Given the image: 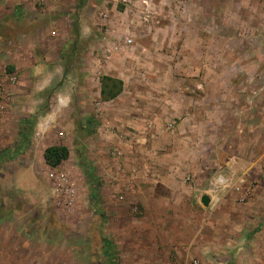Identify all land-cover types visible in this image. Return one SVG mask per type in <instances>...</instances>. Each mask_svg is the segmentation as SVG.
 Here are the masks:
<instances>
[{
  "label": "rangeland",
  "instance_id": "obj_1",
  "mask_svg": "<svg viewBox=\"0 0 264 264\" xmlns=\"http://www.w3.org/2000/svg\"><path fill=\"white\" fill-rule=\"evenodd\" d=\"M235 2L234 46L241 50L234 60L244 64L258 54L249 46L263 48L256 34H264V23H248V2ZM36 6L43 27L53 22L75 35L73 46L59 39L62 79L72 83L57 120L69 149L60 165L66 179L55 180L54 194L26 197L16 188L29 185L25 164L12 165L8 147L0 146V264H105V238L115 264H166L168 249L174 264L170 236L176 244L201 236L209 250L224 248L222 264H264V79L235 69L228 102L211 101L218 61L213 42L198 31L215 29L218 7L210 0ZM104 75L122 82L107 101ZM34 187L42 194L46 185ZM200 194L209 195L208 206ZM240 228L246 236L234 249ZM210 254L193 257L212 264Z\"/></svg>",
  "mask_w": 264,
  "mask_h": 264
},
{
  "label": "crops",
  "instance_id": "obj_2",
  "mask_svg": "<svg viewBox=\"0 0 264 264\" xmlns=\"http://www.w3.org/2000/svg\"><path fill=\"white\" fill-rule=\"evenodd\" d=\"M235 1L210 0V5L215 4L218 7L215 12L217 16H214L210 21L215 29L198 31L199 36L210 38L213 42V59L218 62L214 63L216 68H213V78H211V85L214 89L211 101L217 103L228 102L230 98L228 87L232 84L229 77L233 76L232 72L235 69L239 72L249 71L254 74L253 78L264 79L261 78L264 77V34H256L258 35L257 44L262 45V50L255 45L249 46L254 51L258 50L256 56L255 54L252 55L251 61L239 64L234 60L236 57L234 53L235 55L239 53L237 48L241 50L240 44L234 46V40L239 39V37L234 34L236 14L238 13L233 11V7L240 6V2L236 3ZM238 1L244 2V0ZM206 4L205 6H207ZM244 4L247 7L248 23H264V0H245ZM42 16L41 10L37 9L36 0H0V80L4 93L0 109V146L8 147L10 156L8 159L12 165L19 167L21 163L25 164V175L29 179V185L20 184L16 188L23 190L26 197L30 196V193H33L34 197L36 195L43 197L48 193L54 194L57 190V187H54L55 180L60 175H64L63 178L66 179L61 164L55 168L50 167L46 164L43 153L49 146L64 145L67 147L66 142H63L60 137L63 134L61 127L64 125L61 122L58 123L57 120L60 110L72 98V90L70 89L72 83L66 78L62 79L63 67L60 64L62 61L59 56L60 54L63 55L64 44L60 43L59 39L66 37L65 40L73 46L75 35L73 36L70 30H61L63 27L59 28V24L51 25L53 22L43 27L42 23L43 19L45 22V17ZM53 18L57 17L53 16L50 20ZM229 23L230 32L224 30ZM240 35L242 36L241 41H243L244 33ZM243 43L247 44L244 41ZM222 61L224 62L222 63ZM216 72H219V75H216ZM45 95L51 97L49 102H52V108L45 104ZM66 127L68 128L69 124ZM13 143H17L16 150H10L14 147ZM35 146L38 150L37 157L31 159L32 148ZM8 159L4 160L8 161ZM39 182L46 185L45 188L43 187L42 194L35 193L37 190H35L34 184ZM202 195L200 194L199 199ZM168 215L171 217L170 211ZM238 230L237 238L232 245L234 249L243 243V236H246L244 235L245 228ZM168 239L170 241L168 248H176L177 257L173 261L174 264L175 262L186 264V258L188 261L191 259L192 264L194 261L199 262L194 257L205 256L208 251L211 252V258L207 259L209 263L222 264L218 257L221 256L220 251L224 252L225 249L219 247L209 250L203 246L201 236L194 237L189 242L182 243L179 241L178 244H176V239L171 236ZM171 250L168 249V255L164 258L166 264L171 263L169 256ZM238 253L240 252L234 251L233 257L237 258Z\"/></svg>",
  "mask_w": 264,
  "mask_h": 264
},
{
  "label": "trees",
  "instance_id": "obj_3",
  "mask_svg": "<svg viewBox=\"0 0 264 264\" xmlns=\"http://www.w3.org/2000/svg\"><path fill=\"white\" fill-rule=\"evenodd\" d=\"M100 83V94L105 101L115 98L122 90V82L109 76H102ZM43 156L46 164L55 168L68 158L69 150L64 145L49 146L44 150ZM104 256L106 257L105 264H115L111 242L106 238L104 239Z\"/></svg>",
  "mask_w": 264,
  "mask_h": 264
},
{
  "label": "built area",
  "instance_id": "obj_4",
  "mask_svg": "<svg viewBox=\"0 0 264 264\" xmlns=\"http://www.w3.org/2000/svg\"><path fill=\"white\" fill-rule=\"evenodd\" d=\"M4 98V93H3V85H2V83H1V80H0V109H1V100ZM0 113H1V110H0ZM63 176L64 175H60L59 176V180H64V178H63ZM62 185H64V184H62ZM65 186V185H64ZM65 189H66V191H69L68 190V188L67 187H65ZM194 264H198V262L197 261H194Z\"/></svg>",
  "mask_w": 264,
  "mask_h": 264
},
{
  "label": "water",
  "instance_id": "obj_5",
  "mask_svg": "<svg viewBox=\"0 0 264 264\" xmlns=\"http://www.w3.org/2000/svg\"><path fill=\"white\" fill-rule=\"evenodd\" d=\"M200 203H201L203 206H208L209 203H210V197H209L207 194H203V195L200 197Z\"/></svg>",
  "mask_w": 264,
  "mask_h": 264
}]
</instances>
